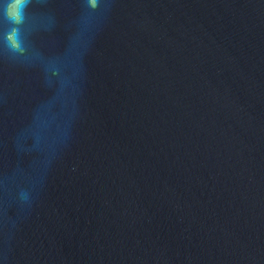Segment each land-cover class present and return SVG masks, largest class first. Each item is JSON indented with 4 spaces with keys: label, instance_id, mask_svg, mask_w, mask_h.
<instances>
[{
    "label": "water",
    "instance_id": "obj_1",
    "mask_svg": "<svg viewBox=\"0 0 264 264\" xmlns=\"http://www.w3.org/2000/svg\"><path fill=\"white\" fill-rule=\"evenodd\" d=\"M13 3L0 264H264V0Z\"/></svg>",
    "mask_w": 264,
    "mask_h": 264
},
{
    "label": "snow or ice",
    "instance_id": "obj_2",
    "mask_svg": "<svg viewBox=\"0 0 264 264\" xmlns=\"http://www.w3.org/2000/svg\"><path fill=\"white\" fill-rule=\"evenodd\" d=\"M89 2L91 3V5L93 7L96 6L97 0H89ZM21 6V0H16V3L13 5V9H18ZM13 15H17V13L15 11H13Z\"/></svg>",
    "mask_w": 264,
    "mask_h": 264
},
{
    "label": "clouds",
    "instance_id": "obj_3",
    "mask_svg": "<svg viewBox=\"0 0 264 264\" xmlns=\"http://www.w3.org/2000/svg\"><path fill=\"white\" fill-rule=\"evenodd\" d=\"M14 4H15V3H13V4L11 5V7H13Z\"/></svg>",
    "mask_w": 264,
    "mask_h": 264
}]
</instances>
